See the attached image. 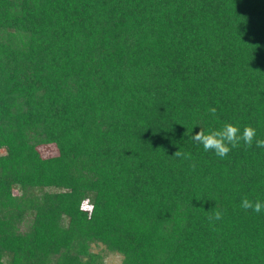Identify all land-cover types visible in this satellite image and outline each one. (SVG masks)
<instances>
[{
  "label": "trees",
  "instance_id": "trees-1",
  "mask_svg": "<svg viewBox=\"0 0 264 264\" xmlns=\"http://www.w3.org/2000/svg\"><path fill=\"white\" fill-rule=\"evenodd\" d=\"M224 122L264 139V0H0V264H264V148L185 134Z\"/></svg>",
  "mask_w": 264,
  "mask_h": 264
},
{
  "label": "clouds",
  "instance_id": "clouds-1",
  "mask_svg": "<svg viewBox=\"0 0 264 264\" xmlns=\"http://www.w3.org/2000/svg\"><path fill=\"white\" fill-rule=\"evenodd\" d=\"M212 116L216 114V108L212 107L209 110ZM198 131L194 128L189 133L185 134L197 145H201L205 152H213L217 157L223 159L227 157L233 148H237L243 143L246 148H251L255 142L256 147L264 148V139H257L256 129L250 125L244 126L242 129L231 122H224L218 128H203L198 127ZM176 157H181L185 160H191L190 153H184L180 150L174 154ZM193 170L195 163L190 165ZM240 207L246 211L251 210L255 213L264 212V201L259 199L251 200L247 196L241 198ZM208 221L210 226L214 228L215 222L223 219V212L217 208H212L208 211Z\"/></svg>",
  "mask_w": 264,
  "mask_h": 264
},
{
  "label": "rangeland",
  "instance_id": "rangeland-1",
  "mask_svg": "<svg viewBox=\"0 0 264 264\" xmlns=\"http://www.w3.org/2000/svg\"><path fill=\"white\" fill-rule=\"evenodd\" d=\"M40 152L43 156L49 157L56 155V149L54 146L42 147ZM91 251L97 255H100L104 264H121L122 257L118 254L108 252L104 247L100 245H92Z\"/></svg>",
  "mask_w": 264,
  "mask_h": 264
}]
</instances>
